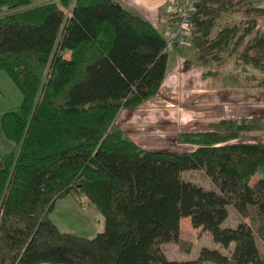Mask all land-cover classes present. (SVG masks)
<instances>
[{
    "label": "trees",
    "instance_id": "1",
    "mask_svg": "<svg viewBox=\"0 0 264 264\" xmlns=\"http://www.w3.org/2000/svg\"><path fill=\"white\" fill-rule=\"evenodd\" d=\"M250 1L198 0L185 62L203 76L232 57L264 66V6ZM167 56L158 28L118 0H0V68L21 93L0 114L13 143L0 157V264H264V178L250 181L264 140L243 139L264 135L263 113L180 130L176 141L195 145L180 152L144 148L116 123L156 94ZM243 77L264 89V77ZM198 168L217 189L182 177ZM66 195H85L103 228L60 230L49 213ZM228 205L247 220L222 225ZM181 216L225 248L241 239L228 254L201 245L169 258L162 243L183 242Z\"/></svg>",
    "mask_w": 264,
    "mask_h": 264
},
{
    "label": "rangeland",
    "instance_id": "2",
    "mask_svg": "<svg viewBox=\"0 0 264 264\" xmlns=\"http://www.w3.org/2000/svg\"><path fill=\"white\" fill-rule=\"evenodd\" d=\"M43 1L45 0H32V4ZM231 14L237 15L238 13ZM259 22L260 20L257 21L258 24ZM261 23L264 26V20H262ZM187 51L188 52H183V54L182 52L180 53L184 56V59L189 57L190 50ZM175 58H177V55ZM230 60V63H225L223 66H219L218 70H224L222 73V79L226 80V77L228 78L229 83L227 87H230V90L232 91L231 96L222 95L221 97H216V99H214V96L209 92V89L212 91L214 86L209 85L210 83L208 80H205V78L202 77V67L194 63V66L187 67L184 65L185 62L183 60L180 62L177 59V61H179L177 62L175 60L177 77L174 83L168 84V87L170 88L165 93L167 99L162 95H159L156 102H153L147 107L144 105L140 106L139 109L134 111L133 116L126 119L118 118L117 121L125 126L130 136L144 148L168 149L180 152L182 150L191 149L195 146L191 143L176 141V134L180 130L206 129L211 122L225 116H246L247 113L252 111L262 113L264 110V102L262 104H257L260 106L259 108L258 106L254 107L246 104V99H243V95L246 93V88H249L250 86L253 87L254 83V80L248 78L244 79L243 77L252 75V73H250L251 68L248 67V64L250 63H243L240 60H235L233 57ZM256 72L260 71L257 70ZM257 77L261 76L258 75ZM215 78L221 79L220 74L215 76ZM222 91L223 90L219 87L218 89L213 90L212 93L218 92V94H222ZM257 95L264 98V91H260ZM224 97H226L227 100L222 99ZM20 99V90L7 75L6 71L0 68V114L3 110L15 108L20 102ZM137 113L140 116L135 118V114ZM254 137H243V139L260 140L259 138L255 139ZM12 147L13 143L4 136L0 128V157L3 152L8 151ZM182 177L199 183L206 188L217 189L211 179L200 168L185 169L182 171ZM256 179L257 178L252 177L250 180L251 184H253ZM67 197L72 199L73 202H67L64 199L57 200L55 208L49 213V215L53 217L57 224L66 228V230H70L76 234L92 236L91 234H93L96 228L97 221L94 219L90 209L94 208L98 212L99 210L93 203H90L87 200L85 195L79 197L81 201L79 206H75L77 204L75 196L68 195ZM230 211L227 220L228 224L234 223V225H236L237 222L243 220L244 217L241 215H239L240 219L236 220L233 210L231 209ZM244 219L247 220V218ZM181 236L183 239L182 243L178 244L171 242L168 244L169 255L179 256L180 254H178L177 249L183 250L189 248L191 252L189 251L190 253H187L189 254L187 257L191 258L196 255L195 252L201 245L215 247V242L211 238L207 239L208 236L206 230H203L200 227H190L182 222ZM256 240L259 244L263 243L261 238L257 235ZM224 251H228V249L224 248ZM182 255L183 253L181 256Z\"/></svg>",
    "mask_w": 264,
    "mask_h": 264
},
{
    "label": "crops",
    "instance_id": "3",
    "mask_svg": "<svg viewBox=\"0 0 264 264\" xmlns=\"http://www.w3.org/2000/svg\"><path fill=\"white\" fill-rule=\"evenodd\" d=\"M118 1L123 6L129 8V9L135 11V12H138L139 14H141L142 16H144L145 18H147L148 20H150L152 22V24L155 25L160 32H162V30H164V29L169 28L174 23V22H171V19H170L171 17H169V15H167L165 12H163L161 10L162 5L166 1H168V0H118ZM251 2L254 5H264V0H251ZM255 2L258 3V4H256ZM259 20H260V22H259L260 27L259 28L261 30H264V26L261 23V21L264 20V18H261ZM259 24L257 23V25H259ZM189 47H190V44H189L188 40L186 38H183L180 41H178L173 48H171L170 50H168L167 64H166V73H165L164 78H163V80L161 82V85H160V87H159V89H158V91L156 92L155 95H153L150 98L144 100L142 103H140L136 107H133V108H122L120 110V112L118 113V115L116 117V123H118L120 125V127L128 134L129 137H131V136L128 133V131L126 130L125 126H123L122 124H120L117 121V119L118 118L126 119V118H128L130 116H133L134 115V111L137 110V109H139L140 106H143L144 105L145 107H147V106L151 105L153 102H156L159 95H162L165 99H167V96H166L165 93L170 88V87H168V84L174 83V81H175V79L177 77L176 70H175L176 69L175 60L177 61V59H178L180 62H182V60L185 62L184 56L182 54L186 50H189L190 49ZM181 52H182V54H180ZM178 53H179V55H178ZM176 55H177V58H175ZM179 61H177V62H179ZM230 61L231 60H228V62H226V63L228 64V63H230ZM184 65L187 66V67L194 66L193 63H187V62H185ZM246 66H247V64H246ZM248 67L251 68L250 73H252V74H254L256 76H258V75L264 76V72H263L264 71V66H254L252 64H248ZM255 70L256 71L258 70L260 72H256ZM223 72H224V70L223 71L221 70V71H218L215 74H208L206 76H203L201 74L202 77L205 78V80L206 79L208 80V82L210 83L209 85L214 86L213 89H212V91L215 90V89H218L219 87H220L221 90H223L222 91L223 92L222 94H218V92L212 93V91L209 89V92H210V94H212L214 96V99H216V97L217 98L218 97H221L222 95H226V96L227 95H230L231 96L232 91L230 90V87H227V85L229 83L228 78L226 77V80L222 79V75H223L222 73ZM218 74H220L221 79L220 78L219 79L215 78V76H217ZM191 76H192V74H191ZM223 84H224V86H223ZM206 90H208V89H206ZM260 91H264V89L261 88V87H256V86H253V87L250 86L249 88H246V93H244V95H243V99H246L245 100L246 101V104L251 105V106H254V107L258 106L260 108V106L257 105V104H262L264 102L263 101L264 98H262L261 96H258L257 95V93H259ZM222 99L227 100L226 97H224ZM243 102H244V100H243ZM241 104H243V103H241ZM260 113L261 112L252 111L250 113H247L246 116L256 115V114H260ZM262 113L264 114V110H263ZM139 116L140 115L138 113L135 114V118L136 117H139ZM225 117H236V116H225ZM209 126H210V124H209ZM249 138H251V137H249ZM254 138L255 139L259 138L260 140H264V135H260V136L256 135ZM253 177H255L257 179L264 178V165H261V166H259L257 168V170H256V172H255V174H254ZM67 196L68 195H66V196H64L62 198H59L57 200L64 199L67 202H69V201L73 202V200L72 199H69ZM57 200L55 201V204L57 203ZM55 204H54V208H55ZM79 205H80V203L77 202V204L75 206H79ZM231 209L233 210V214H234V217L236 218V220H239L240 219L239 214L235 211V209L232 206L230 207V205H228L227 206L228 215L222 221V225L235 226L234 223L233 224H231V223L228 224L227 223V220L229 218V215H230V212H231L230 210ZM90 212L93 214L94 219L97 221L96 228H95L93 234H91V235H94L97 231H99V230H101L103 228V216L96 209H94V208L90 209ZM50 218L54 221V223L57 225V227L60 230L70 231V230H66V228H63L61 225L57 224L56 221L53 219L52 216H50ZM244 218H246V217H244ZM244 218H243V220H246ZM182 222H184L185 224L189 225L190 227L192 226L191 223H190V219H189L188 216H181L180 217V230H179V234H180V237L181 238H182V236H181ZM192 227H194V226H192ZM206 232H207V236H208L207 239H209V238L212 239V237L209 234V232L208 231H206ZM240 239H241V235L239 233H237L236 234V238L232 242H230L229 247L226 248V249H228V251H224V248L225 247L221 246L218 242L214 241L213 239L212 240L215 242V247L216 248H218L222 252L228 254L229 249L232 248L234 242H236V241H238ZM171 242L172 241L162 243V248H163V250H164V252H165V254H166L167 257H169V258H181V259H183V258H190V257H187L189 255L187 253H190L191 252L189 250V248L188 249L185 248L183 250H178L177 249L178 254H180L179 256H171V255H169L168 254V247L167 246ZM256 244L258 246L259 252L261 254H264V243L259 244L257 242V240H256ZM197 252H198V249L196 250L195 253L197 254ZM182 253H183V255L181 256ZM36 264H75V263L42 261V262H39V263H36ZM206 264H213V263L210 262V261H207Z\"/></svg>",
    "mask_w": 264,
    "mask_h": 264
},
{
    "label": "built area",
    "instance_id": "4",
    "mask_svg": "<svg viewBox=\"0 0 264 264\" xmlns=\"http://www.w3.org/2000/svg\"><path fill=\"white\" fill-rule=\"evenodd\" d=\"M198 0H168L161 10L169 17H176L175 22L167 29L162 30V35L166 41V49L170 50L175 44L191 31L190 13L195 8Z\"/></svg>",
    "mask_w": 264,
    "mask_h": 264
}]
</instances>
